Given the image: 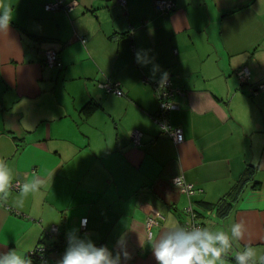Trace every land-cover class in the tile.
Segmentation results:
<instances>
[{
  "label": "crops",
  "instance_id": "obj_1",
  "mask_svg": "<svg viewBox=\"0 0 264 264\" xmlns=\"http://www.w3.org/2000/svg\"><path fill=\"white\" fill-rule=\"evenodd\" d=\"M53 1L0 0V25L10 21L0 26V162L10 172L0 251L43 244L44 264H57L65 246L47 234L54 225L120 252L123 264H156L151 240L172 221L184 225L190 207L211 230L244 223L223 264L246 244L264 254V92L250 91L264 80V0H171L164 14L157 0H63L75 3L70 12L46 11ZM139 49L150 50L158 71L136 62ZM46 50L58 55L54 67L42 62ZM242 68L250 72L243 84ZM164 71L180 91L164 116L182 129L179 144L154 120ZM107 80L124 94L100 88ZM246 169L223 212L217 203ZM33 176L41 187L15 207L21 192L11 184ZM176 176L194 193L181 192ZM158 215L148 239L146 221Z\"/></svg>",
  "mask_w": 264,
  "mask_h": 264
},
{
  "label": "clouds",
  "instance_id": "obj_2",
  "mask_svg": "<svg viewBox=\"0 0 264 264\" xmlns=\"http://www.w3.org/2000/svg\"><path fill=\"white\" fill-rule=\"evenodd\" d=\"M9 22L5 17L0 26L7 28ZM135 60L141 66L151 63L153 71L159 70V66L153 63L154 57L150 55V50H137ZM168 79V72H162L158 89L165 90ZM168 129V126L164 125L161 130L169 132ZM9 176L7 165L0 162V191L5 190L8 186ZM181 183L182 177L176 176L173 179L175 186H179ZM41 184V179L36 176H33L30 182L22 181L21 199L14 206L22 207V198L37 191ZM87 223V218H82L80 227H86ZM244 227L242 221L232 222L230 232H226L211 230L204 225L187 227L172 221L156 238L151 240L150 250L156 264H223V256L231 250L233 242L242 239ZM66 240V247L57 264H121L122 262L120 252L114 253L107 245L97 246L90 238L78 235L76 229L67 233ZM124 245L123 237L118 238L117 246L123 249ZM34 252V248L18 252L15 247L7 251H0V264H32L29 254ZM123 256L125 259L127 258L126 252L123 253ZM234 264H264V254H258L252 245L246 244L235 255Z\"/></svg>",
  "mask_w": 264,
  "mask_h": 264
},
{
  "label": "built area",
  "instance_id": "obj_3",
  "mask_svg": "<svg viewBox=\"0 0 264 264\" xmlns=\"http://www.w3.org/2000/svg\"><path fill=\"white\" fill-rule=\"evenodd\" d=\"M119 4L124 7L125 6V0H118ZM75 5L74 2H68L64 3L63 0H55L53 2L47 3L44 6V9L46 11H58V10H64L66 12H70ZM155 9L164 14L170 12L174 7L175 4L171 0H157L154 4ZM81 42H84V39H80ZM42 62L45 66L48 67H54L57 62H58V55L55 51L53 50H46L42 53ZM250 72L248 71L247 68H242L239 70L236 74L237 79L239 83L243 84L245 83L248 78H249ZM99 87L104 89V91L108 93H113L117 96H122L123 90L121 89L119 83L112 82L110 80L105 81L104 83H100ZM251 93L255 94L258 92H264V80L254 86H251L250 88ZM180 94V91H175L171 89V81L168 79V83L165 87V90L163 88L158 89L157 86V98H158V111L157 114L154 118V120L158 123L160 130L162 129V126L167 125L168 126V131L161 132L165 134L169 139L172 140L174 144H179L183 141L184 136L182 129L180 127H174L171 126L167 121L164 119V116L166 113L174 110L176 108V105L171 101V97L174 94ZM171 106V107H170ZM170 107V108H169ZM141 137V133L137 131H133L131 134V139L134 144L139 143V139ZM173 182V181H172ZM21 187V183L19 181H16L11 184L10 190L12 191H17ZM181 192L186 193L188 195L194 193L195 187L192 184L186 183L185 180L182 178V183L177 186ZM187 220L184 223L185 226L191 227L193 225H201L196 221V216L192 212L191 208L189 207L187 210ZM158 218H162L161 215H158L156 218L155 217H149L146 221L145 228H146V234L148 239L152 237V227L156 224H158ZM82 229H85L82 228ZM49 236H54L58 239L57 245H63L66 247V237L67 235H59V232L57 231L56 226H52L49 233H47ZM97 246L105 245L104 243H98L96 244ZM47 252V247L45 245H39L36 247L35 252L29 254L32 259V264H44L45 262V254ZM121 264H123L121 262Z\"/></svg>",
  "mask_w": 264,
  "mask_h": 264
},
{
  "label": "trees",
  "instance_id": "obj_4",
  "mask_svg": "<svg viewBox=\"0 0 264 264\" xmlns=\"http://www.w3.org/2000/svg\"><path fill=\"white\" fill-rule=\"evenodd\" d=\"M91 107H88V105L85 106V112L88 114L91 112ZM249 171L246 169V172L242 175L240 181L237 185H235L227 194L225 197H223L218 203L217 207L221 208L223 212L227 211V209L230 207L231 201L238 195V191L240 190V187H242V184L244 182H247L249 177Z\"/></svg>",
  "mask_w": 264,
  "mask_h": 264
}]
</instances>
